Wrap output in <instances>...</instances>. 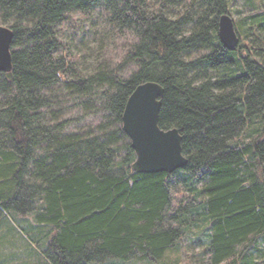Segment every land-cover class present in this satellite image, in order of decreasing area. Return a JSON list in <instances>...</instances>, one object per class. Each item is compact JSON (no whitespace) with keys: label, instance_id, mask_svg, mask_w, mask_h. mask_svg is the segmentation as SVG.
<instances>
[{"label":"trees","instance_id":"1","mask_svg":"<svg viewBox=\"0 0 264 264\" xmlns=\"http://www.w3.org/2000/svg\"><path fill=\"white\" fill-rule=\"evenodd\" d=\"M227 13L230 0H0L14 32L0 228L33 215L37 264H179L168 252L187 238L211 264H264V13L240 21L235 51L219 38ZM79 14L120 48L94 67L60 37ZM148 81L165 89L160 127L183 136L189 164L174 173L132 167L123 114Z\"/></svg>","mask_w":264,"mask_h":264},{"label":"water","instance_id":"2","mask_svg":"<svg viewBox=\"0 0 264 264\" xmlns=\"http://www.w3.org/2000/svg\"><path fill=\"white\" fill-rule=\"evenodd\" d=\"M219 38L228 51L239 48L241 38L235 20L227 13L219 19ZM11 28L0 25V71L12 70ZM165 89L154 81L140 84L130 96L124 114L123 130L136 152L132 167L136 173H174L189 164L183 153V136L178 128L164 130L160 115Z\"/></svg>","mask_w":264,"mask_h":264},{"label":"rangeland","instance_id":"3","mask_svg":"<svg viewBox=\"0 0 264 264\" xmlns=\"http://www.w3.org/2000/svg\"><path fill=\"white\" fill-rule=\"evenodd\" d=\"M176 6L180 7V3ZM260 13H264V0H230L229 14L235 20L236 28L240 21L246 18L248 20L251 15ZM70 20L60 25V37L71 45L73 51L84 55L90 67H94L101 58L104 60L110 52L115 55L120 50L105 45L101 21L96 14L88 17L79 14ZM248 22H251V19ZM256 34L258 37L253 43L254 46L264 49V29L257 30ZM262 54L264 55L261 53L258 59L264 58V56L261 58ZM112 61L117 62L118 57H114ZM34 220L33 215L23 217L12 213L9 221H5L7 223L0 228V264L40 262L38 255L40 246L34 243V236H37L36 231L40 233L44 227L36 226ZM26 229L31 233L30 235L28 233L26 235ZM168 258L179 264H211L204 246L194 244L190 238L186 239L181 252H168Z\"/></svg>","mask_w":264,"mask_h":264}]
</instances>
